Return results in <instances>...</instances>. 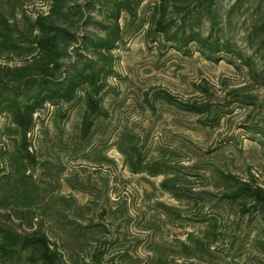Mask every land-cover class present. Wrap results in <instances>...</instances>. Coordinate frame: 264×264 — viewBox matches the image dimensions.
<instances>
[{"label": "rangeland", "instance_id": "obj_1", "mask_svg": "<svg viewBox=\"0 0 264 264\" xmlns=\"http://www.w3.org/2000/svg\"><path fill=\"white\" fill-rule=\"evenodd\" d=\"M67 1L68 8L82 5L86 14L108 24L107 12L101 6L93 7L94 0ZM159 1L144 0L134 25L122 13L124 41L113 51L114 74L102 96L109 116L96 119L89 139L79 138L81 103L64 104L65 118L50 106L39 112L31 133L38 164L28 172L39 187L34 228L44 225L64 264H93V255L104 239L109 241L100 247L105 264H155L162 252L170 256L171 264H264V220L243 215L238 204L222 198L232 189V182L221 174L264 188V145L260 143L264 135L252 130L257 126L264 131V35L255 33L264 20V0H241L235 7L236 0H218L215 19L206 14L208 0H183L178 8L169 10L175 28L186 16L184 4L199 3L204 14L194 20V29L236 45L252 60L254 72L245 65L231 64L230 59L239 61L228 54L218 62L198 51L185 55L161 34L150 35L153 8ZM22 3L11 17L20 28L25 24L24 14L33 21L50 12V1ZM2 6L9 14V2L2 1ZM72 18L55 17V21L80 37H105L102 27L74 24ZM142 19L147 22L137 30ZM82 54L101 62L92 49L82 50ZM29 58L28 54L0 52L3 66H21ZM76 58L72 50L66 67ZM164 91L183 103H209L213 110L209 118L220 119L206 124L207 114L197 115L165 101L159 97ZM10 127L14 126L9 118L1 114L0 215L12 212V219H0L30 231L28 221L14 213L15 204L4 207L16 184L11 157L17 138L7 131ZM126 133L139 139L137 148L145 156V168L139 173L133 172L120 148ZM160 160L169 164L168 171L152 175L148 166ZM11 174L10 179L6 177ZM166 180L184 196L177 197L162 187ZM173 209L180 211V218ZM214 220L222 235L212 242L210 252L185 251L182 255V241L191 247L196 238L212 241L207 232Z\"/></svg>", "mask_w": 264, "mask_h": 264}, {"label": "trees", "instance_id": "obj_2", "mask_svg": "<svg viewBox=\"0 0 264 264\" xmlns=\"http://www.w3.org/2000/svg\"><path fill=\"white\" fill-rule=\"evenodd\" d=\"M2 1L4 0H0V52L28 54L30 57L21 66L11 67L0 64V115L9 118L14 127L7 128V131L17 138L16 152L11 157L16 173L14 176L16 184L13 185L15 190L7 194L4 207L15 204L14 213L18 219L27 220L31 230L21 231L8 224L7 221L12 219V212L0 215L7 220L4 222L0 219V264H64L62 253L50 240L44 225L40 224L39 227L34 228L33 207L39 197V187L33 175L28 173L30 167L38 164V159L32 150L31 133L39 112L49 106L55 108L61 118H65L64 104H82L84 112L79 138L83 141L90 138L97 118L109 116L103 106L102 96L108 90L109 77L114 74L113 51L124 41L121 15L126 12L131 18L130 23L136 24L134 21L138 18L139 8L144 0H94L93 7L101 6L107 12L108 24L98 22L92 15L86 14L82 5L76 4L68 8L67 0H46L51 2L49 14H39L33 21L24 14L23 28H20L17 22H12L11 18L16 16L17 7L23 5V0H7L11 6L9 14L4 10ZM182 1H159V4L153 8L150 35L161 34L165 42L172 44L185 55H192L194 51H198L208 60L218 62L225 60V54H228L239 61L237 63L230 59L231 64L237 67L245 65L249 71H255L252 60L236 45L229 41L220 42L218 38L212 37V33L204 36L199 30L194 29V20L197 22V17L202 13L199 3L184 4L186 16L180 25L174 28L175 21L169 17V10L172 7L178 8L182 5ZM240 1L236 0L233 7ZM208 2L209 8L206 14L215 19L218 16V0H208ZM69 16L73 17L71 22L74 24H96L102 27L106 31L105 37L100 39L89 35L80 37L75 31L55 21V17ZM146 22V19H142L136 29H141ZM255 33L264 35V20L255 27ZM90 49L98 54L101 64L83 56L82 50ZM72 50L77 58L66 67V59L71 57ZM159 97L188 112L197 115L207 114V121H204L206 124L220 119L219 116L214 119L209 118L213 115L209 103L199 104L191 101L183 103L165 91L159 93ZM252 130L264 135V131L257 126ZM138 140L135 135L126 133L123 145L120 147L135 173L145 168V156L137 148ZM260 143L264 145V141ZM168 168L169 164L164 160L154 161L148 166L152 175L166 172ZM221 174L223 178L232 182V189L225 192L222 198L238 204L243 215L260 216L264 220V188L254 182L240 180L232 174ZM12 176L11 174L6 177L10 179ZM161 185L177 197L184 196L170 180L162 182ZM164 207L172 210L170 207ZM172 212L177 218L181 217L179 210L173 209ZM66 222L70 223V221ZM211 226L207 238L212 237V241L196 238L193 247L182 241L179 245L182 255L185 256V251L189 254L191 252L208 254L211 245L222 235L216 220ZM76 228L80 234L83 232L81 225H76ZM107 244L109 241L104 239L100 247H105ZM100 247L93 255V264H105L104 249ZM169 258V255L162 252L155 264H171Z\"/></svg>", "mask_w": 264, "mask_h": 264}]
</instances>
